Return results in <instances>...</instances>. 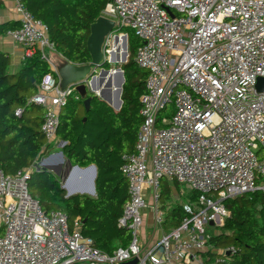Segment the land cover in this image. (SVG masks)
<instances>
[{
  "label": "built area",
  "instance_id": "obj_1",
  "mask_svg": "<svg viewBox=\"0 0 264 264\" xmlns=\"http://www.w3.org/2000/svg\"><path fill=\"white\" fill-rule=\"evenodd\" d=\"M15 1L21 25L8 36L25 47V56L38 49L47 59L55 51L48 25ZM101 15L115 21L105 54L128 37V28L141 41L135 62L147 72L135 151L121 166L128 200L118 225L131 231V241L112 254L102 251L82 234L79 218L71 227L64 211L46 213L33 198L28 180L38 165L15 174L0 168V264H123L135 257V264H207L203 254L219 233L211 226H223L230 215L224 201L264 189L258 182L264 177V87H257L264 77V0H111ZM122 55L119 47L115 57ZM73 94L80 98L73 85L61 90L50 71L28 101L45 108L41 130L48 145L66 144L57 141V130ZM76 169L87 171L71 166L67 189ZM163 179L198 193L183 204L188 216L164 232ZM145 208L150 236H142ZM228 251L234 248L221 253Z\"/></svg>",
  "mask_w": 264,
  "mask_h": 264
},
{
  "label": "trees",
  "instance_id": "obj_2",
  "mask_svg": "<svg viewBox=\"0 0 264 264\" xmlns=\"http://www.w3.org/2000/svg\"><path fill=\"white\" fill-rule=\"evenodd\" d=\"M110 1L20 0L35 18L48 25L55 51L74 64L90 62L87 48L90 25ZM3 6L0 0V8ZM20 25L19 19L5 22L0 25V35H8ZM127 33L129 54L121 64L125 77L121 109L115 110L88 91V96L93 97L89 111L85 110L81 97L76 98L73 94L60 113L57 141L66 144L58 150L72 165L96 166V196L67 195L61 177L42 166L35 169L28 180L31 195L39 200L46 213L64 211L71 227L79 218L82 234L92 238L94 246L108 254L126 247L131 241V231L118 225L128 200V181L121 166L123 156L135 151L142 123L140 97L145 93L147 78V72L135 62L141 41L134 31ZM11 64V55L0 50V168L7 174L35 165L41 155L50 151L41 130L45 108L28 101L37 92L45 73L52 71L59 80L38 49L30 56H24L17 71L11 70ZM108 65L106 63L104 67ZM18 109L22 110L20 115L16 114ZM167 112H171L170 107ZM258 182H264V177ZM172 185L180 188L177 182L167 179L161 184V202L166 208L163 229L166 231L179 226L188 216L183 204H169L172 202ZM190 198L197 199L198 193L194 192ZM224 203L230 215L220 232L210 239L211 248L203 254L204 261L208 264L220 257L223 261L219 264H264V189L228 198ZM229 247L234 251L221 253Z\"/></svg>",
  "mask_w": 264,
  "mask_h": 264
},
{
  "label": "water",
  "instance_id": "obj_3",
  "mask_svg": "<svg viewBox=\"0 0 264 264\" xmlns=\"http://www.w3.org/2000/svg\"><path fill=\"white\" fill-rule=\"evenodd\" d=\"M171 13V12H170ZM173 15V14H172ZM115 29V21L111 18L106 16L100 15L93 23L90 25V34L87 39V48L89 50L91 60L86 64H74L63 56H61L57 62H54V67L58 76V83L59 88L61 90H65L68 86L73 85L74 89L78 92L81 99L83 100V105L86 111H89L91 108V101L92 96H88V91L95 93L100 99L107 102L110 106L112 102V79L106 82L105 87L101 89L102 95L96 92L98 88H100L103 83L106 81L107 76L111 74H115L117 77V86L118 89L115 92V106H112L115 110H120L122 107V91H123V84L125 83L124 71L121 68V64L127 60L128 57V37L124 35L123 37V46H124V53L122 57L113 56L112 59H109V56L104 52V43L106 37ZM118 40V37H116ZM115 62L119 64L116 67V71L114 73L111 72V69H106L104 65L110 64L111 62ZM100 69V70H99ZM100 76L101 79L98 83V86H93L92 83L95 81V78ZM257 87L259 89H263L264 87V77L258 78ZM89 88V89H88ZM86 118H84L85 120ZM60 155L63 156V152H60ZM69 167L73 166L68 161ZM75 167L77 165H74ZM88 167H92L95 169L93 165H89ZM49 169L53 170L57 174H59V170L61 166L57 167H48ZM95 178L92 181L94 189L91 194H95ZM67 190L68 195H72L73 193H81L84 194L86 191L78 190V191H70L63 186ZM229 254V251L227 252ZM137 262V257L134 259L124 262L123 264H135Z\"/></svg>",
  "mask_w": 264,
  "mask_h": 264
},
{
  "label": "crops",
  "instance_id": "obj_4",
  "mask_svg": "<svg viewBox=\"0 0 264 264\" xmlns=\"http://www.w3.org/2000/svg\"><path fill=\"white\" fill-rule=\"evenodd\" d=\"M2 1H3L4 6L2 8H0V25L3 24V23H5V22H8L10 20H18L19 19V14L16 11V1L15 0H2ZM0 50L1 51H4V52H7V53H9L11 55V57H12L11 70L13 72L17 71L19 69V67L21 66L22 60L24 59V56H25L24 55V53H25V47H23L22 45L14 42L10 38V36H8V35H0ZM34 51H33V53H34ZM60 57H61V55L59 53H57L56 51H48L47 52V61L49 62V64L51 65L53 71H55V72H56V70H55V67H54L53 64H54V62H57ZM97 93H99V92H97ZM100 95H102V94H100ZM114 102H115V98H112V102L111 103L114 104ZM53 145L54 144H49L48 145V146H50V151L47 152V153H45L44 155H41L39 157V159L36 161L35 164L38 165V167L39 166H42V167H46V168H48V167L61 166V169L59 170V174H57L56 172H54L53 170L50 169L57 176L60 177V172H61V170L63 168V164H60V162L57 159V157H61V155H60L61 150H58L61 147H59L58 145H56L55 146L56 148H54ZM63 156H64V154H63ZM64 158H65V156H64ZM67 162H68V160H67ZM91 165H93L95 167V169H93L92 167H88V166L87 167H84V168H86V169H92V171L95 172L94 175H93V179H94V176L95 175L97 176V168H96V166L94 164H91ZM68 169H70V167H68ZM87 175L88 174L86 172V174H84V178ZM87 184L88 183L85 182L84 185L80 184L78 186H75V189L74 190L75 191L76 190H84V191H86L84 194H86V193L91 194L90 192H87V189H88ZM63 186L64 185L62 184V187ZM88 186L90 188V186H91L90 182H89V185ZM176 189H180V188L179 187H176L174 185V187H172V193ZM73 194H76V193H73ZM92 195H93V197L96 196V188H95V194H92ZM164 231H166V230L163 229L162 232H164Z\"/></svg>",
  "mask_w": 264,
  "mask_h": 264
},
{
  "label": "rangeland",
  "instance_id": "obj_5",
  "mask_svg": "<svg viewBox=\"0 0 264 264\" xmlns=\"http://www.w3.org/2000/svg\"><path fill=\"white\" fill-rule=\"evenodd\" d=\"M124 32H130V29H124ZM128 39H129V37H128ZM119 47H121V54H123L124 53V46H123V40H121L120 41V44L118 45V47L117 46H115V47H113L112 48V51L109 53V59H112V55H113V50H118V48ZM48 52V51H47ZM123 52V53H122ZM128 54H129V41H128ZM113 62V61H112ZM119 64H117V63H115V62H113V63H110L108 66L109 67H111V68H113V67H117ZM107 66V67H108ZM106 67V69H109V68H107ZM110 68V69H111ZM100 70V69H99ZM113 75L114 74H111V75H109V76H107V78L109 79V78H113ZM112 76V77H111ZM96 79H98V80H100L101 79V77L100 76H98V77H96L95 78V80ZM92 85L93 86H98L97 85V81H93V83H92ZM102 87H103V85L100 87L101 89H102ZM89 89V88H88ZM97 91V90H96ZM98 92V91H97ZM57 159L59 160V162H60V164H63V168H62V170H61V172H60V177H61V184H63L64 185V183H65V181H66V179H65V177H67L66 175L68 174V167H69V165H68V162H67V160L64 158V156H61V157H57ZM84 170H86V169H84ZM87 172V176H86V180H85V182H87L88 184H87V187H88V189H87V192H90V190H89V182H91V179L93 178V175H94V171H92V169L90 170V169H87V171H84V174ZM82 177L84 178V175H83V173L80 171V170H78V169H76V170H73V172H72V174L70 175V177H69V179H68V184H69V186L70 187H75V186H77V185H80V184H83V183H85L83 180H82ZM173 183V182H172ZM172 187H174V185H172ZM87 195H89V196H91V197H93V195L92 194H89V193H86ZM193 194H194V192L193 191H190L188 188H186V187H184V186H182V185H180V189H176L173 193H172V199H171V201H172V203H180V204H185V205H188V203H193L195 200H193V199H191L190 197L191 196H193ZM213 198L214 199H216L217 198V196L216 195H214L213 196ZM162 201V200H161ZM147 203H148V205H151L152 204V201H151V199L150 198H147ZM161 205H163V203L161 202ZM143 214H144V223H143V226H142V236H145V235H151V232H152V228H149V227H151L150 226V223H151V210L149 209V208H145L144 210H143ZM210 226V225H209ZM219 226H217V228H216V230H215V228L213 227V226H211V230L214 232V233H217V232H220V228L221 227H219ZM207 228H208V226H207ZM213 251H217V250H213Z\"/></svg>",
  "mask_w": 264,
  "mask_h": 264
},
{
  "label": "bare ground",
  "instance_id": "obj_6",
  "mask_svg": "<svg viewBox=\"0 0 264 264\" xmlns=\"http://www.w3.org/2000/svg\"><path fill=\"white\" fill-rule=\"evenodd\" d=\"M119 52H120V50H119ZM123 53V52H122ZM118 54V50H113V55H112V58H113V56H115V55H117ZM112 77V76H111ZM109 79L108 78H106V81L103 83V87H102V89L105 87V84H106V82L108 81ZM95 81H97V85H98V83H99V81L100 80H98V79H96ZM116 82H117V77L115 76V74L113 75V78H112V88H111V90H112V95H111V97L112 98H115V92H116V90L118 89V86H117V84H116ZM97 91L100 93V94H102V92H101V88H98L97 89ZM115 102H116V100H115ZM115 102H114V104H112L111 103V105L112 106H115ZM91 170V169H90ZM92 181H93V178L91 179V182H90V184H91V186H90V192H93V189H94V186H93V183H92ZM85 184V183H84ZM84 184H82V185H84ZM78 186V185H77ZM68 189L70 190V191H75L74 189H75V187H70L69 185H68ZM76 191H78V190H76ZM80 191V190H79Z\"/></svg>",
  "mask_w": 264,
  "mask_h": 264
}]
</instances>
